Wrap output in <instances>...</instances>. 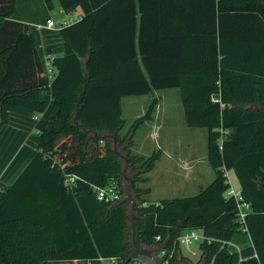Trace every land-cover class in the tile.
<instances>
[{
  "label": "trees",
  "instance_id": "trees-1",
  "mask_svg": "<svg viewBox=\"0 0 264 264\" xmlns=\"http://www.w3.org/2000/svg\"><path fill=\"white\" fill-rule=\"evenodd\" d=\"M58 2L64 12L79 7L81 16L60 27L64 52L52 58L48 81L34 35L14 17L15 0H0V128L9 112L39 115L35 154L0 191V264L126 259L127 175L143 247L201 228L215 239L202 245L205 264H264V0ZM167 88L179 89L185 124L207 130L214 177L196 194L155 202L136 184L148 181L160 153L131 150L155 101L121 135V99ZM227 170L238 180L239 201L250 205L244 224L234 197L225 196ZM68 175L76 176L71 186ZM107 185L122 199L97 200L96 188ZM219 240L241 249L220 248Z\"/></svg>",
  "mask_w": 264,
  "mask_h": 264
},
{
  "label": "rangeland",
  "instance_id": "rangeland-1",
  "mask_svg": "<svg viewBox=\"0 0 264 264\" xmlns=\"http://www.w3.org/2000/svg\"><path fill=\"white\" fill-rule=\"evenodd\" d=\"M55 22L59 23L58 20ZM154 97L162 99V109L180 103L177 88L153 90L152 93L142 96H127L122 102L123 117L126 120L122 131L126 132L135 118L144 114ZM141 125L136 130L134 137L136 143L132 146V151L145 156L154 152H161L155 161L153 170L149 173L148 181L136 184L139 187L150 189L148 193L144 194L146 200H155L156 202L157 199L193 195L198 192L200 187L203 188L211 182L214 171L206 160L207 130L205 128L186 126L183 129L184 126L180 127L178 123H175L176 130L169 132L166 129L168 124H165L159 132L152 131L153 134L150 136L152 124L146 122ZM33 135L34 138L31 139V143L34 144H32L33 148H36L37 131L35 129H33ZM174 169L180 171L178 176L172 173ZM226 172L231 187L239 190V183L234 172L232 170ZM127 177L129 176L127 175ZM126 187L127 182L125 180L124 191ZM131 195L133 197L132 192ZM133 199L135 200L134 197ZM136 203L139 205L138 201ZM132 211V207L128 203V214L130 215ZM190 247L194 249L195 243ZM184 251L186 250L184 249Z\"/></svg>",
  "mask_w": 264,
  "mask_h": 264
},
{
  "label": "crops",
  "instance_id": "crops-1",
  "mask_svg": "<svg viewBox=\"0 0 264 264\" xmlns=\"http://www.w3.org/2000/svg\"><path fill=\"white\" fill-rule=\"evenodd\" d=\"M14 4H15L14 17L27 24L28 30L35 37L37 43V51L40 57L42 58V60L44 58H54L55 56L62 55L64 52V42L59 29L64 25L70 24L78 20L81 16V9L79 7H76L75 9L69 12H64L60 8L58 0H53V8L51 10H49L45 6L43 0H15ZM51 11L53 14L51 13ZM48 18H50L53 22V25L51 27L45 24ZM56 20H58L59 23H56L55 22ZM38 24L41 26L38 27L37 26ZM52 72L55 73L54 68H52ZM179 97H180V93H179ZM40 98L43 100H49L50 93L48 91H42L40 93ZM124 98L125 97L121 99L122 117H123L122 102ZM152 101L153 102L155 101L154 103L155 105L153 107V112H152V118L142 123V125L145 124L146 122H150L152 124L151 131L149 134L150 136L153 134L152 131L159 132L162 126L165 124H168V127H166V129L169 132L176 130L174 126L175 123H178L180 127L184 126L183 129L186 128L187 125L185 124L184 121V113L181 104V99L179 104L175 103L174 105L172 104L170 107L164 109H162L161 98L158 99L154 97L150 101V103ZM149 105L145 109V112L149 108ZM36 121L37 120L34 118V116L31 115H22L14 112H9L7 123H5L0 128V191L3 190L6 186L10 185L16 179L19 173L23 170V168L26 166V164L35 154L39 140L38 133L35 140L37 141L36 148H33L32 146L33 143H31V139L34 138L33 129L36 130L35 128ZM124 121L126 120L124 119ZM122 129L120 130L121 135L127 132V131L126 132L122 131ZM133 140H134L133 143L134 146L136 143L135 138ZM132 153L134 152L132 151ZM152 170H150L146 174L148 178H149V173ZM172 173L178 176L180 174V171H178V169H174L172 170ZM157 200L159 201L162 199H157ZM150 201H155V200H150Z\"/></svg>",
  "mask_w": 264,
  "mask_h": 264
},
{
  "label": "built area",
  "instance_id": "built-area-1",
  "mask_svg": "<svg viewBox=\"0 0 264 264\" xmlns=\"http://www.w3.org/2000/svg\"><path fill=\"white\" fill-rule=\"evenodd\" d=\"M47 26L51 27L53 22L50 18L46 20L45 23ZM40 27L41 25H37ZM44 74L48 81H51L54 77L52 72V58H44ZM213 102H220V97L212 96ZM39 115H35L34 118L37 120ZM227 132V131H226ZM227 173V172H226ZM76 176L68 175L65 180V184L71 186L74 183ZM226 180L228 177L226 174ZM96 197L97 200L103 201L106 203L116 202L122 199L123 195L121 194L120 189L115 185H107L105 187L96 188ZM226 197H234L237 203L238 215L237 219L244 224V219L247 214V211L250 209L248 202L239 201L240 191L235 190L231 187L225 193ZM147 203L144 202L140 206H146ZM243 231H247V228L243 226ZM160 241V236L156 237V242ZM215 239L206 235L204 230L201 228H189L184 229L177 236V238L172 241L169 245L166 241L162 243H153L150 245L149 250L152 257L156 260L158 264H186L190 262L191 264H205V255L202 245L209 244L214 242ZM220 248H227L229 251L239 252L241 249L240 244L230 240H219ZM195 243L196 247L191 249V245ZM184 249L186 251H184ZM88 264H141L140 262L130 258V255L124 259L121 256H101L99 255L92 261H88Z\"/></svg>",
  "mask_w": 264,
  "mask_h": 264
},
{
  "label": "water",
  "instance_id": "water-1",
  "mask_svg": "<svg viewBox=\"0 0 264 264\" xmlns=\"http://www.w3.org/2000/svg\"><path fill=\"white\" fill-rule=\"evenodd\" d=\"M125 174V169L123 170ZM127 187L125 190V199L132 207V213L129 215L128 228H129V242L131 246L130 258L140 262L141 264H158L152 257L150 250L143 247L139 238V225H140V211L139 205L131 196L132 180L125 176Z\"/></svg>",
  "mask_w": 264,
  "mask_h": 264
}]
</instances>
